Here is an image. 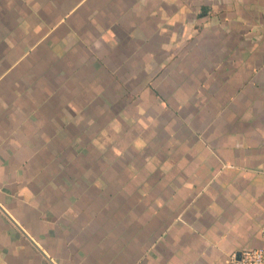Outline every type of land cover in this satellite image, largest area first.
Instances as JSON below:
<instances>
[{"label":"crops","instance_id":"0c3cea01","mask_svg":"<svg viewBox=\"0 0 264 264\" xmlns=\"http://www.w3.org/2000/svg\"><path fill=\"white\" fill-rule=\"evenodd\" d=\"M263 245L264 0H0V264Z\"/></svg>","mask_w":264,"mask_h":264},{"label":"built area","instance_id":"2783aa9c","mask_svg":"<svg viewBox=\"0 0 264 264\" xmlns=\"http://www.w3.org/2000/svg\"><path fill=\"white\" fill-rule=\"evenodd\" d=\"M224 264H264V245L251 250L241 252L240 258L230 255L224 260Z\"/></svg>","mask_w":264,"mask_h":264},{"label":"water","instance_id":"95a60500","mask_svg":"<svg viewBox=\"0 0 264 264\" xmlns=\"http://www.w3.org/2000/svg\"><path fill=\"white\" fill-rule=\"evenodd\" d=\"M240 255H241V252L240 251L237 252V254H236L237 258H240Z\"/></svg>","mask_w":264,"mask_h":264}]
</instances>
